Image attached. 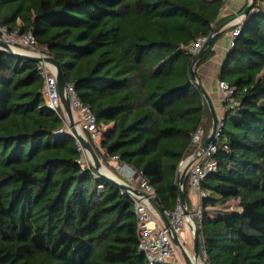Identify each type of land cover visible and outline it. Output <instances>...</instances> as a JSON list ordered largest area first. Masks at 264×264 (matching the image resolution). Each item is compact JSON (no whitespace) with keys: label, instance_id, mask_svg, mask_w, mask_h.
Listing matches in <instances>:
<instances>
[{"label":"trees","instance_id":"16d2710c","mask_svg":"<svg viewBox=\"0 0 264 264\" xmlns=\"http://www.w3.org/2000/svg\"><path fill=\"white\" fill-rule=\"evenodd\" d=\"M222 5L0 0V28L32 32L59 61L66 83L106 126L98 157L142 172L165 211L180 198L181 161L197 151L192 134L202 127L205 139L212 129L187 46L214 36L195 69L214 55ZM251 13L219 73L238 106L226 104L217 169L201 185L204 264H264V0ZM63 127L46 104L38 62L0 49V264H150L138 248L132 199L94 165H81ZM183 191L190 208L187 174Z\"/></svg>","mask_w":264,"mask_h":264},{"label":"built area","instance_id":"2783aa9c","mask_svg":"<svg viewBox=\"0 0 264 264\" xmlns=\"http://www.w3.org/2000/svg\"><path fill=\"white\" fill-rule=\"evenodd\" d=\"M235 2L236 0H223V5L221 7V10L230 9L234 12L233 28L230 31V48L234 46L235 39L242 30L246 16H249L245 15L243 11H236L233 8ZM253 10L254 8L251 12ZM7 34L12 35V37L7 35L4 38L13 48L25 49L34 55L42 57V60L38 62V69L44 78V96L46 104L63 118L64 127L60 129V132H69L76 138V143L81 153L78 161L83 167L91 168V166L94 165L93 159L89 151L84 147L82 141L75 135L74 129L86 136L95 148V146L100 145L104 127H99L96 115L87 104L80 100L73 83L67 84V93L73 110L74 121L73 124H71L64 111L60 97L57 70L53 64L44 60V57L49 55L46 47H42L37 43L32 32L26 34H18V32ZM209 37V35L198 37L187 46V49L193 55H196ZM218 89L225 104H228L230 107L238 106V101L233 97L235 88L231 86L229 82L219 79ZM224 116L225 114L218 115V125L214 136L215 139H213L208 144L206 150L191 163L187 171L190 192L197 195L195 202H193L189 209L191 211V216L199 226L202 220V199L206 196V192L202 189L201 185L206 176L211 171L217 169V161L214 155L217 151V141L224 127ZM204 135V129L198 127L192 134V145L199 148L204 140ZM197 151L194 154H196ZM194 154L190 155V158ZM111 160L116 161L118 174H115V178L120 183L131 184L141 191L140 194H137L131 189L121 187L122 192L127 193L133 201L134 213L137 220L139 250L145 254L150 264H184V262H182L183 256L178 257V255H182L179 248L175 245L167 227L151 204L150 199H154L156 193L149 179L142 172L135 170L129 164L119 161L116 156L111 157ZM182 163L184 165V159L180 164ZM182 168L179 166V173L182 171ZM164 213L169 218L173 230L179 235L187 230L192 231L190 224V220L192 219L184 213L180 198L173 210H165ZM176 256L180 259V262H176Z\"/></svg>","mask_w":264,"mask_h":264},{"label":"water","instance_id":"95a60500","mask_svg":"<svg viewBox=\"0 0 264 264\" xmlns=\"http://www.w3.org/2000/svg\"><path fill=\"white\" fill-rule=\"evenodd\" d=\"M255 3H256V0H250L248 5L243 10V13H245V15L251 16L252 13L250 14V12L254 8ZM213 38H214V36L211 35L208 38V40L206 41V43L203 45V47L200 49V51L195 55L194 60L192 62V73H191L193 83L196 85L197 88H199V90L203 94V97H204L205 101L208 103L209 108L211 110L212 117H213L212 129H211L210 134L200 144L197 153L194 154L191 158H190V156H188L186 159H184V165H183V163L180 164V167L182 168V166H183V168H182V171L179 173V176H178V183H179L180 188H181L180 199H181V203L183 206L184 213L190 219H192L194 222V225L191 226L192 227V233H193V253H190L188 251L184 242L180 239L179 234L173 230L171 223H170V220L166 216V214L164 213V209L161 207V205L155 199H153V198L150 199L153 208L155 209L156 213L158 214V216L160 217V219L162 220L164 225L167 227L169 233L171 234V236L173 238L175 245L179 248L182 256L184 257L186 264H199L200 241H199L198 226H197L194 218L191 216V211L188 207L187 199H186L185 193L183 191L184 178L187 174L188 168L191 165V163L204 150H206V148L208 147V144L213 139H215L214 136H215V133L217 130V125H218V112L215 108L212 96H211L210 92L208 91V89L204 86V84L198 80L197 75H196V71H195V65H196L198 59L202 56V54L204 53L206 48L209 45H211V43L213 42ZM0 49L6 50L8 52H12V53L18 55L19 57H23L26 59H33L37 62L42 60V57L34 55L25 49L13 48L8 41H6L5 39H2V38H0ZM44 60L53 64L57 70L58 88H59V93H60V97L62 100L63 108H64V111H65L68 119L70 120V123L73 124V121H74L73 120V110L71 107L70 98H69L68 93H67V83L63 78L61 65H60L59 61L51 55H47L46 57H44ZM74 133L82 141L84 147L89 151V153L93 159L94 166L103 175V177H105L106 179H108L112 183L119 185L120 187L131 189L132 191H134L137 194L141 193V191L137 187H134L131 184L120 183L115 177L110 176L107 173L101 171L104 168V166H103L100 158L98 157L96 150L93 147L91 141L86 136L82 135L76 129H74Z\"/></svg>","mask_w":264,"mask_h":264},{"label":"crops","instance_id":"0c3cea01","mask_svg":"<svg viewBox=\"0 0 264 264\" xmlns=\"http://www.w3.org/2000/svg\"><path fill=\"white\" fill-rule=\"evenodd\" d=\"M247 2L249 3L250 0H236V2L233 5V8L236 11H241L243 7L247 4ZM233 18H234V12L231 11L230 9H223L220 11V15L218 17V23L215 29V33L217 34V38L213 46L215 53L210 59H208L206 62L199 65L195 69L198 80L201 81L210 92L215 108L218 112V115L225 114L226 112V104L223 102L220 91L218 89V80L223 62L230 50V31L233 28ZM112 125L113 124H111L110 126ZM108 162L109 164L115 166L116 161L109 159ZM196 197L197 195L195 193L192 192L189 193L191 206L193 202H195ZM185 232L187 233L188 236L189 231L187 230ZM186 248L190 252V249L187 246ZM192 248H193V244H192ZM191 252L193 253V251ZM182 262L186 264L184 257L182 258Z\"/></svg>","mask_w":264,"mask_h":264},{"label":"rangeland","instance_id":"374dc122","mask_svg":"<svg viewBox=\"0 0 264 264\" xmlns=\"http://www.w3.org/2000/svg\"><path fill=\"white\" fill-rule=\"evenodd\" d=\"M7 35L9 37H12V35L7 34V32L4 29L0 28V38L5 39L4 37L7 36ZM103 127L106 128V126H103ZM100 160H101V162H102V164L104 166V168L101 171L105 172V169H108L114 175V177H115V174H118V170H117V167H116V163H115V166H114V165L109 164V162L106 161V160H104V159H100ZM232 205H237V201L232 202ZM211 212H214V209H211ZM197 223H198V221H197ZM197 226H199V224ZM179 236H180V239L182 241H184V243L186 244V246L190 249V252L193 251V248H192V244H193V233H192V231L189 230L188 236H187V233L186 232H182ZM179 256H182V255H178V257ZM178 257L177 256L175 257L176 262H180V259ZM199 263L200 264H204V257L200 256Z\"/></svg>","mask_w":264,"mask_h":264},{"label":"bare ground","instance_id":"6f19581e","mask_svg":"<svg viewBox=\"0 0 264 264\" xmlns=\"http://www.w3.org/2000/svg\"><path fill=\"white\" fill-rule=\"evenodd\" d=\"M105 173H107L108 175H110V176H113L114 177V175L108 170V169H105ZM190 224H191V226H193L194 225V222H193V220H190ZM200 264V263H199Z\"/></svg>","mask_w":264,"mask_h":264}]
</instances>
